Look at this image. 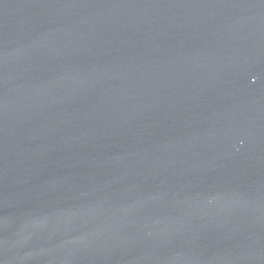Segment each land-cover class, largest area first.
Segmentation results:
<instances>
[{
    "label": "water",
    "instance_id": "95a60500",
    "mask_svg": "<svg viewBox=\"0 0 264 264\" xmlns=\"http://www.w3.org/2000/svg\"><path fill=\"white\" fill-rule=\"evenodd\" d=\"M0 264H264V0H0Z\"/></svg>",
    "mask_w": 264,
    "mask_h": 264
}]
</instances>
